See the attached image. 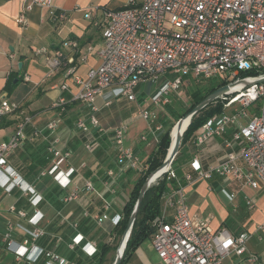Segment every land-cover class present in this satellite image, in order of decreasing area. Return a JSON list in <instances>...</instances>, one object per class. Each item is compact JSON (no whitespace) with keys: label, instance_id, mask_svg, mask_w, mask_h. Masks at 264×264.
Masks as SVG:
<instances>
[{"label":"crops","instance_id":"0c3cea01","mask_svg":"<svg viewBox=\"0 0 264 264\" xmlns=\"http://www.w3.org/2000/svg\"><path fill=\"white\" fill-rule=\"evenodd\" d=\"M29 1L0 0V97L18 104L16 111L0 120V142L9 138L16 124L25 116L31 118L24 129L27 139L7 158V170L0 171V264H44L45 250L58 253L72 264H112L113 261L109 260L124 204L146 169L147 160L156 149L163 130L165 114L159 113L160 108L156 106L162 102H153L161 90L151 99L149 84L156 82H141L135 90V100L125 98L124 106L114 109L118 112L117 116L113 115L115 118L111 120L110 129L126 125L124 145L137 158L135 168L117 161L111 130L86 134L76 129L75 133L68 134V128L74 125L77 117L85 115L88 108L72 99L78 84L72 75L66 76L65 71L67 67L74 66V73L84 79L88 69L99 64L98 52L103 46L102 28L90 25L84 17V9L94 6L119 9L127 5V0H51L56 14L65 12L63 19H53L46 7L33 5L25 12L27 22L23 24L17 21V16ZM69 42H76V45ZM87 46H91L89 51H86ZM39 47H45L46 51L35 53ZM57 49L63 52L67 63L51 72L47 58ZM168 74L171 73L160 77L165 84L172 79ZM24 75L29 79L26 80ZM63 82L68 84V90L60 89ZM108 92L105 90L98 96L99 104L104 98H112L113 101L118 96H111ZM60 95L68 100L62 112L51 107ZM128 102L133 103L130 109L123 110ZM140 109L151 110L155 114L154 119L142 118ZM54 118L59 119L58 127L55 133L49 134L44 126ZM158 126L159 129L156 128ZM34 129H43V135L32 137ZM198 129L182 144L174 162L182 164L184 171L178 174L180 169L173 168L176 178L167 184V188L178 184L183 186L186 203L194 219L205 221L212 228L225 227L233 234L251 233L246 254H256L264 264V182L252 191L243 180L231 176L213 173L209 178L199 177L193 171L191 161L196 158L201 168L206 170L221 159L226 152L225 141L232 138L234 127L226 126L222 134L196 148L193 137ZM61 135L60 146L71 150V155L48 165L44 156L49 153V141L54 136L61 140ZM88 140L98 142L92 152L84 147ZM85 155L90 157L85 158ZM236 164L242 166L244 163L237 159ZM108 170L113 172L111 177L106 174ZM43 171L45 174L41 175ZM186 175H190V179L187 180ZM86 180L92 181L93 191L81 189L77 199L63 201L70 190L82 188ZM30 184L34 188L25 195L23 190ZM251 196L255 204L249 208L245 198ZM176 198H172L173 202ZM10 206L27 210L30 223L11 213ZM33 207L39 210L37 215H32ZM173 212L174 205L167 208V219ZM95 214H105L106 218L98 223L92 217ZM6 222L13 224L15 243L10 248H6L1 240ZM34 225L42 226L46 233L38 239L36 247L25 248L21 240ZM258 236H261L260 240ZM16 254L21 255L22 260L17 261ZM123 264H160L152 244V234L126 256ZM222 264L249 263L244 256L230 254Z\"/></svg>","mask_w":264,"mask_h":264},{"label":"built area","instance_id":"2783aa9c","mask_svg":"<svg viewBox=\"0 0 264 264\" xmlns=\"http://www.w3.org/2000/svg\"><path fill=\"white\" fill-rule=\"evenodd\" d=\"M126 3L119 9L100 6L84 9V17L90 25L102 28L103 46L98 52L99 64L88 69L84 79L74 73V66L67 67L65 71V75H72L78 84L72 99L88 108L85 115L75 119V128L86 134L103 131L96 112L111 104L112 98H104L101 104L97 98L111 86L117 90L118 96L135 100V90L141 82H157L164 74L171 73L172 79L166 81L160 95L153 99L154 103H165L168 94L180 87L182 76L188 73L196 80L222 75L224 84L245 79L248 84L235 85L216 99L221 102L222 111L210 116L193 137L195 147L199 148L208 139L222 134L226 126L233 125L232 138L224 144L225 155L206 170L201 168L196 158L191 161V167L199 177L209 178L217 173L243 180L247 186L256 189L260 182H264V0H127ZM33 5L46 7L53 19L65 17L64 11L55 13L51 0H30L18 14V22H27L25 12ZM68 44L75 46L76 42ZM90 49L91 46L86 47V51ZM45 51V47H39L35 53ZM63 57V52L57 49L47 58L51 72L66 65L67 60ZM24 78L28 80L29 76L24 75ZM60 89L68 90V84L63 82ZM67 103V98L60 95L51 107L62 112ZM17 108V103L0 97V120ZM139 114L150 121L155 115L148 109H140ZM30 119V116H25L16 124L9 138L0 142V171L7 170V158L27 139L24 129ZM58 123V118L51 119L44 129L53 134ZM42 130L34 129L32 137L43 135ZM125 130L124 124L112 128V144L117 161L135 168L137 158L124 145ZM44 138H47L45 134ZM60 141L58 136H54L47 146L53 164L71 155V150L61 148ZM97 145L96 140L84 143L89 152ZM237 159H242L244 164L237 165ZM44 174L45 171L41 173ZM106 174L111 177L113 172L108 170ZM190 177L185 176L187 180ZM166 178H176L171 165ZM33 188L34 185H28L23 190L24 194L29 195ZM81 189L93 191L92 181L86 180L82 188L74 187L63 201L77 199ZM174 196L177 197L175 202L172 200ZM161 200L160 212L152 221V244L160 264H222L230 254L244 256L249 264H262L256 254H246L251 233L233 234L225 227L212 228L207 222L194 219L186 203L183 186H170ZM245 200L249 208L254 206L252 196ZM172 205L174 212L167 219V208ZM9 210L30 223L27 210L14 206ZM32 212V215H37L39 210L33 207ZM92 217L100 223L106 215L95 214ZM45 233L42 226L34 225L22 238L21 245L36 247L38 239ZM1 240L6 248L14 245L11 222H6L2 229ZM44 256V264H72L51 250H45ZM15 259L20 261L22 256L16 254Z\"/></svg>","mask_w":264,"mask_h":264},{"label":"trees","instance_id":"16d2710c","mask_svg":"<svg viewBox=\"0 0 264 264\" xmlns=\"http://www.w3.org/2000/svg\"><path fill=\"white\" fill-rule=\"evenodd\" d=\"M223 84L224 82L220 81L217 85L204 86L202 90L196 89L192 91L190 93V99H191L190 106L187 109H185L183 112L179 113L172 124H170L168 127L167 126L163 127V130L161 131L158 141H157L156 149L150 154L147 160L146 169L135 182L128 196V199L126 200L124 204L123 216L119 221L118 233L122 234L126 227L129 215L132 211V208L138 196L139 190L145 178L150 172H152L157 166H159L161 162L163 161V159L165 158L167 149L171 142L170 129L172 125L178 120V118L183 116L186 112L190 111L207 94H209L210 92H212L217 87ZM215 101L216 100L209 103L208 105L203 107L201 110H199L196 114L192 116L187 128L184 130L182 134L178 152L175 155L171 165H173L178 153L180 152V149L184 141L188 139L190 136H192L195 130H197L206 120H208L210 116L220 113L222 111V104H220L218 101L216 102ZM13 152L11 153V155L13 154ZM51 156L52 155L50 153H47L44 156V160L46 161V164L48 165L49 164L54 165L53 163H51ZM170 181L171 180H168L166 178V172H164L161 175V177L158 180H156L155 183H152L147 188L143 196V199L139 205L129 237L125 243L122 258L119 264H123L126 256H128V254L131 253L139 245V243L142 240L149 237L153 233L154 226L152 224V221L155 218V216H157L160 212L161 196L167 190V184ZM102 254L104 255V252Z\"/></svg>","mask_w":264,"mask_h":264},{"label":"rangeland","instance_id":"374dc122","mask_svg":"<svg viewBox=\"0 0 264 264\" xmlns=\"http://www.w3.org/2000/svg\"><path fill=\"white\" fill-rule=\"evenodd\" d=\"M168 75L170 78L173 77V74H168ZM162 79H159L155 84H149L150 85L149 92H150V98L151 99H153L154 96L158 95L160 92L158 90H161L163 85H165L164 80H162ZM182 81H183V83L180 85V87L177 90L171 91L168 94V101L167 102L159 103L158 105H156L160 108L159 113L165 114L164 115V118H165L164 123L165 124L162 123L163 127H166V126L168 127L170 124H172L174 122L175 118L177 117V115L179 113L183 112L185 109H187L190 106V104H191L190 93L192 91H194L196 89L202 90L204 88V86L217 85L220 81H223V76L217 75V76H213L210 78H201L199 80H196L192 76L191 73H188V74H185L182 76ZM106 90H109L108 93H110L111 96H116L117 95L116 93H118L117 90H115V88L112 86H111V88L109 87ZM153 94H155V95H153ZM118 102H120V103H118ZM126 102L127 101L125 100L124 96H117L115 98V100H113L111 102V104L102 107L101 109H99L98 112H96V116H97V118L100 122V125L102 126L104 132H109V130H111L110 129V127L112 125L111 120L113 118H115V116H117V112H118V110L116 112V111H114V109L115 108L119 109L120 106L121 105L124 106V103H126ZM218 102L221 104L220 101H218ZM131 104H133V103L128 102V105H126V107H124L123 110L124 109H127V110L130 109ZM152 105L155 106L154 104H152ZM162 114H161V116H163ZM113 115H115V116H113ZM173 125H172V127H173ZM75 130H76L75 126L72 125V126H70V128H68L67 133L71 134V132L73 133ZM170 131H171V129H170ZM61 132H59V133L62 134ZM63 135L66 136L65 134H63ZM62 138H63V136L61 137V143H62ZM86 155H85V158L90 157V156L87 157ZM171 167L175 168V170L180 169L178 171V174H181V171L182 172L184 171L182 169V164L180 165L177 162H174L173 165H171ZM160 177L161 176H159L158 178H160ZM155 181L153 183H155ZM249 190L253 191L254 189L250 188ZM249 190H247V191H249ZM121 235L122 234L118 233L115 240L113 241V250H112L111 258L109 260L111 262L114 259L116 249H117L119 242H120V239H121ZM231 256H233V255H231ZM226 260H228V259H226Z\"/></svg>","mask_w":264,"mask_h":264},{"label":"water","instance_id":"95a60500","mask_svg":"<svg viewBox=\"0 0 264 264\" xmlns=\"http://www.w3.org/2000/svg\"><path fill=\"white\" fill-rule=\"evenodd\" d=\"M264 79V78H263ZM261 79V80H263ZM260 80V81H261ZM239 84H248V81H246L245 79H241L236 83H231V84H224L221 85L219 87H217L215 90H213L212 92H210L209 94H207L199 103H197L190 111L186 112L183 116H181L180 118H178V120L175 122V124L178 123V121L183 118V117H187V122L184 126V128L182 129V131L180 132V134L177 136V138L175 139L174 143L172 144V138H171V142L170 145L167 149V153L165 158L163 159V161L161 162V164L159 166H157L152 172H150L147 177L145 178L138 196L136 198V201L134 203V206L132 208V211L129 215L126 227L121 235V239L119 242V245L116 249V253H115V257L114 260L112 262V264H119L122 258V254H123V250L125 247V243L129 237L133 222L135 220L139 205L143 199V196L147 190V188L155 181L153 179H151V177L159 172V174L163 173L164 171L167 170L166 167H170L175 155L178 152L179 146H180V142H181V138H182V134L184 132V130L187 128L192 116L194 114H196L199 110H201L203 107H205L206 105H208L209 103L213 102L214 100H216L221 94H223L224 92H226L228 89H230L231 87L235 86V85H239ZM170 137L171 136V131H170ZM171 147V148H170ZM171 149V150H170ZM158 174V175H159ZM122 245V247H121Z\"/></svg>","mask_w":264,"mask_h":264},{"label":"bare ground","instance_id":"6f19581e","mask_svg":"<svg viewBox=\"0 0 264 264\" xmlns=\"http://www.w3.org/2000/svg\"><path fill=\"white\" fill-rule=\"evenodd\" d=\"M187 122V117H183L181 118L177 124L174 123L173 127L171 128V138H172V144L174 143L175 139L177 138V136L180 134V132L182 131V129L184 128L185 124ZM171 148V147H170ZM171 150V149H170ZM168 169V167H166ZM164 172H167L164 171ZM163 172V173H164ZM163 173L159 174V172L155 173L151 179L155 178L154 180H156L159 176H161ZM159 174V175H158ZM122 247V245H121Z\"/></svg>","mask_w":264,"mask_h":264}]
</instances>
